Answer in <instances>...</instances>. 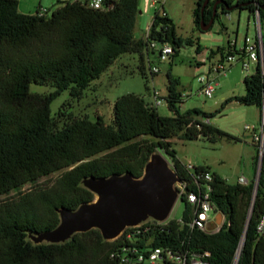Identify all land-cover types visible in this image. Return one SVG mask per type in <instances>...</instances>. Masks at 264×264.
<instances>
[{
  "label": "trees",
  "instance_id": "1",
  "mask_svg": "<svg viewBox=\"0 0 264 264\" xmlns=\"http://www.w3.org/2000/svg\"><path fill=\"white\" fill-rule=\"evenodd\" d=\"M215 1L210 0L208 5ZM226 2L229 7L248 10L252 17L258 10L264 22V11L258 9L264 6V0H245L236 5ZM203 3L197 0L193 11V24L199 31L201 21L206 26L212 17L207 6L201 11ZM138 8L139 0H103L101 9L71 1L54 10L39 7L34 14H23L18 0H0V198L14 192L0 199V264H117L124 249L128 254L133 249L148 254L154 248L168 250L174 256L208 253V264H234L237 254V264H264V238L257 231L264 208V147L256 193L254 181L229 184L202 166L190 171L182 165L170 141L173 136L184 140L202 136L215 142L216 136L225 134L209 124L212 115L199 109L179 111L183 102L179 78L167 74L164 100L173 113L171 117L159 115L135 94L115 101L109 124L98 115L94 121L72 118L59 127L51 114L52 102L64 91L80 99L121 55L139 54L144 74V53L151 42L171 44V59L183 45L192 43L179 36L174 22L160 12L155 13L147 38L135 40ZM225 12L222 7L221 13ZM201 52L197 46L196 53ZM225 52L240 54L228 42L209 50L207 60ZM32 84L54 90L47 95L32 93ZM243 85L245 94L229 98L223 108L237 102L256 106L262 112L264 66L257 65L254 73L244 77ZM157 150L170 158L188 193H198L203 183L198 177L211 174L210 200L215 212L224 216L218 230L190 229L192 209L183 195L180 219L127 229L113 242L105 241L97 229L78 233L63 245H34L28 239L29 235L56 228L60 222L58 209L76 210L93 201L94 194L81 185L83 179L125 173L140 177ZM258 159L260 156L256 164ZM60 171L52 184L21 191L25 185ZM128 233L132 234L130 238Z\"/></svg>",
  "mask_w": 264,
  "mask_h": 264
},
{
  "label": "rangeland",
  "instance_id": "2",
  "mask_svg": "<svg viewBox=\"0 0 264 264\" xmlns=\"http://www.w3.org/2000/svg\"><path fill=\"white\" fill-rule=\"evenodd\" d=\"M196 1L161 0L164 10L175 24L177 34L189 39L192 43L183 45L176 56L165 63H158L156 56H152V61L160 69L158 74L153 76L149 74L146 61L143 63L144 74H142L139 54H123L99 79L91 83L80 99H74L69 90L64 91L52 102L51 114L59 121V127L72 118L87 117L94 121L98 115L109 124L113 119L114 103L123 95L135 94L151 103V94L155 90L160 97L164 98L167 95V74L170 72L173 77L180 80L178 90L182 95H187L182 98L183 102L180 104L179 111L184 113L188 110L199 109L210 114L212 116L208 118L209 124L225 134L216 136L215 142H210L202 136L195 140H184L178 135L173 136L170 141L179 162L190 168L202 166L211 173L218 174L229 184L238 183L240 177L245 178L249 183L255 182L260 173L262 155L259 154L258 144L254 142L253 137L260 129L264 112L256 106H245L237 102H231L223 108L224 102L229 98L245 94L243 79L254 73L255 67L251 66L249 72L245 73L242 69V59H238L226 69L225 73L211 75L210 77H214L215 82L218 83L211 97L200 93L202 88L197 82L198 77L207 76L216 64L215 56L214 59L207 60V52L220 46H226L228 42H235L239 49L246 35L254 36V19L248 10L231 11L230 21L225 14L219 13L211 28L202 32L197 30L193 24ZM19 2V11L23 14H34L39 7L51 10L58 4V0H20ZM161 4L158 5L159 8ZM197 46L202 48V54L196 53ZM53 90L54 88L50 86L35 84L30 86L32 93L47 95ZM157 111L161 116L171 117L173 115L165 103ZM58 113L63 116H58ZM199 119L205 121V118L199 117ZM247 126L250 130H246ZM156 152H160L174 170L170 158L160 150ZM257 156H260V159L256 164ZM63 171L44 177L36 184H27L21 188V191H28L35 185L48 186ZM176 188L180 192L178 185ZM13 195L14 192H11L1 196L0 199L4 200ZM183 211L184 205L179 199L166 223L171 219H180ZM223 222L224 218H222ZM34 238H36L35 235L28 237L32 243H34Z\"/></svg>",
  "mask_w": 264,
  "mask_h": 264
},
{
  "label": "water",
  "instance_id": "3",
  "mask_svg": "<svg viewBox=\"0 0 264 264\" xmlns=\"http://www.w3.org/2000/svg\"><path fill=\"white\" fill-rule=\"evenodd\" d=\"M209 1L204 0L202 12ZM217 5H221L226 12L238 8L229 7L225 0H216L214 7ZM260 10L264 11V6ZM213 23L214 20L211 19L203 26L201 21L200 31H208ZM257 181L258 177L255 193ZM180 183L176 172L160 152L151 155L140 177L125 173L107 178H85L81 185L94 194L93 201L81 204L76 210L58 209L60 222L57 227L35 235L33 244L63 245L71 241L74 235L93 229L99 230L105 241L113 242L127 228L137 227L148 221L164 223L179 200L180 193L176 186ZM223 217L219 213L209 223L208 230L213 232L220 227Z\"/></svg>",
  "mask_w": 264,
  "mask_h": 264
},
{
  "label": "built area",
  "instance_id": "4",
  "mask_svg": "<svg viewBox=\"0 0 264 264\" xmlns=\"http://www.w3.org/2000/svg\"><path fill=\"white\" fill-rule=\"evenodd\" d=\"M77 1L84 3L85 5H87L92 9H101L103 2V0H72V2H77ZM225 1H230L232 2L233 5H236L238 2L245 0H225ZM253 1H258V0H253ZM258 9L260 10L259 6ZM160 13L166 14L164 10H161ZM225 16L229 21L231 20L230 12H225ZM253 19H254V30H255L254 36L249 37L246 35L243 44L239 49L236 47L235 42L230 43L231 47H235L240 52V54L229 55L227 52H225L223 56H221L220 54L216 55L214 57L216 59L215 61L216 64H214V66L210 69L208 75L200 76L197 78V82L201 85L202 88L200 93L203 94L204 96L211 97L215 91V87L218 85V83L215 82V78L210 76L213 74L225 73L226 69L230 67L234 62H236V60L242 59V69L244 70L245 73L249 72L251 66H254L255 68L257 67V65H261L262 67L264 66V23L260 18L258 10L254 13ZM172 55H173V47L171 44L168 43L159 44L156 42H151L149 44L148 52L144 53V62L146 61L148 64L149 74L153 76L160 72L158 65L152 61L151 59L152 56H156L158 63H165L171 59ZM185 96L187 95H183V97ZM151 97H152V102L148 103L149 107L151 108L158 109L160 106H162L165 103L164 98L160 97L159 93L155 90L152 91ZM246 130H250V128L247 126ZM253 139L254 142L258 144L259 154L262 155V151L264 147V119L261 123L258 133L254 135ZM187 168L190 171L194 170V168H190V167ZM198 178L203 182L201 185H199L200 187L198 193H194V192L188 193L186 191V186H187L186 183L181 182L180 184H178V187L180 189L179 199H181V197L184 195L188 205L192 209V220L188 224V227L190 229H197L200 231L210 232L208 230V225L211 221L214 220V218L217 216V213H219V212H215L213 204L210 200L211 188L208 183L211 182L212 177L210 173H206L204 175L199 176ZM238 183L241 185H247L249 182L245 178L240 177L238 179ZM255 186H256V180H255ZM149 222H155V221H148L143 225L127 228V229H138ZM164 223H158V224H164ZM219 228L220 227H218V229ZM257 231L264 238V208L257 223ZM123 234L119 238H121ZM126 236L127 238H130L132 234L128 233ZM208 256H209L208 253H204L202 255L190 254L189 257L180 256V255L174 256L170 251L162 248L149 249L148 254L139 253L136 249H133L131 254H128L127 249H124V252L121 255H118L117 264H164L165 262H171L173 264H208V262L206 261V257ZM112 257H114V255ZM238 257L239 255L237 254L235 257L234 264H237Z\"/></svg>",
  "mask_w": 264,
  "mask_h": 264
},
{
  "label": "crops",
  "instance_id": "5",
  "mask_svg": "<svg viewBox=\"0 0 264 264\" xmlns=\"http://www.w3.org/2000/svg\"><path fill=\"white\" fill-rule=\"evenodd\" d=\"M19 1L20 0H18V2ZM71 1L72 0H58V4L55 5L51 10H54L57 7H60L65 2H71ZM159 4H161V0H139L138 14H137L136 24H135V29H134V39L135 40L138 41V40L146 39L155 13L160 12L161 10H164L163 3L161 4V8L158 7ZM43 10H48V9H43ZM202 53H203V50L200 54Z\"/></svg>",
  "mask_w": 264,
  "mask_h": 264
},
{
  "label": "flooded vegetation",
  "instance_id": "6",
  "mask_svg": "<svg viewBox=\"0 0 264 264\" xmlns=\"http://www.w3.org/2000/svg\"><path fill=\"white\" fill-rule=\"evenodd\" d=\"M207 8H208V10L212 11V17L210 18V20L213 19L214 21L216 20L218 14L221 13V11H222L221 5H217L216 7H214V4H211V5H207ZM214 10H215V14H214ZM207 17H208V15H207Z\"/></svg>",
  "mask_w": 264,
  "mask_h": 264
}]
</instances>
